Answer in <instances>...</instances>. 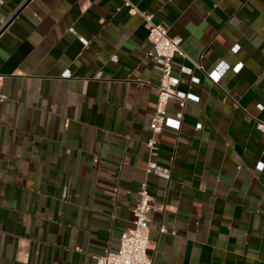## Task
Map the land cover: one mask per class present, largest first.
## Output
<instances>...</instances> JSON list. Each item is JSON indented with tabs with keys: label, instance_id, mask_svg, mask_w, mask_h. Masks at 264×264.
<instances>
[{
	"label": "crops",
	"instance_id": "1",
	"mask_svg": "<svg viewBox=\"0 0 264 264\" xmlns=\"http://www.w3.org/2000/svg\"><path fill=\"white\" fill-rule=\"evenodd\" d=\"M128 1L181 39L179 126L154 136L160 71L123 0H0V264H97L143 181L152 264H264V0Z\"/></svg>",
	"mask_w": 264,
	"mask_h": 264
},
{
	"label": "built area",
	"instance_id": "2",
	"mask_svg": "<svg viewBox=\"0 0 264 264\" xmlns=\"http://www.w3.org/2000/svg\"><path fill=\"white\" fill-rule=\"evenodd\" d=\"M123 5L129 8L131 14H138L144 21L147 29V40L150 43L149 55L154 59L160 71L159 83L156 87V101L154 111L150 117L149 127L152 134L158 133L162 127L177 128L179 121L169 117L166 105L169 99L177 97L178 77L172 74V61L175 55H182L181 39L168 35L167 28L154 21L152 14L139 10L130 1L123 0ZM228 69L224 61L216 65L217 75H222ZM2 75H0V101L5 99L1 90ZM185 96L180 98V105H184ZM179 116V115H178ZM257 127L264 132V122L257 121ZM155 140L152 137L146 144L153 154ZM156 162L150 158L146 166V173L156 169ZM155 209L151 203L148 185L143 181L138 188V200L133 208V219L129 227L124 229L119 236L116 250H106L101 255L95 256L97 264H152L148 254L149 249V218ZM164 228L160 227V231Z\"/></svg>",
	"mask_w": 264,
	"mask_h": 264
}]
</instances>
